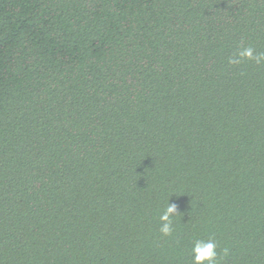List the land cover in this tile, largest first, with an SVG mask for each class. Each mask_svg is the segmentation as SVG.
<instances>
[{
  "label": "trees",
  "instance_id": "1",
  "mask_svg": "<svg viewBox=\"0 0 264 264\" xmlns=\"http://www.w3.org/2000/svg\"><path fill=\"white\" fill-rule=\"evenodd\" d=\"M249 46L264 0H0V264H264Z\"/></svg>",
  "mask_w": 264,
  "mask_h": 264
},
{
  "label": "clouds",
  "instance_id": "2",
  "mask_svg": "<svg viewBox=\"0 0 264 264\" xmlns=\"http://www.w3.org/2000/svg\"><path fill=\"white\" fill-rule=\"evenodd\" d=\"M254 61L256 64L264 63V52L256 53L255 50L249 47H243L241 50L229 59L230 64H239L243 60ZM178 205L169 203L166 209L160 215L159 231L163 236H170L174 230L173 217L177 214ZM224 255L228 254V250H223ZM192 264H219L217 243L209 238L208 240L196 239L193 241L192 248Z\"/></svg>",
  "mask_w": 264,
  "mask_h": 264
}]
</instances>
